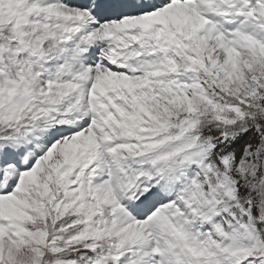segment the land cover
<instances>
[{"label":"snow or ice","instance_id":"6c2138e0","mask_svg":"<svg viewBox=\"0 0 264 264\" xmlns=\"http://www.w3.org/2000/svg\"><path fill=\"white\" fill-rule=\"evenodd\" d=\"M0 264H264V0H0Z\"/></svg>","mask_w":264,"mask_h":264}]
</instances>
